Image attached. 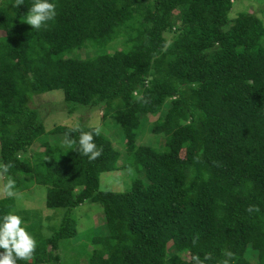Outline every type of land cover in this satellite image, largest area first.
Wrapping results in <instances>:
<instances>
[{
    "label": "trees",
    "instance_id": "obj_1",
    "mask_svg": "<svg viewBox=\"0 0 264 264\" xmlns=\"http://www.w3.org/2000/svg\"><path fill=\"white\" fill-rule=\"evenodd\" d=\"M236 1L51 0L55 18L34 30V0H0L3 185H41L45 208L64 210L44 223L5 192L0 215H20L36 240L17 264H264V0L231 18ZM48 93L61 100L38 104ZM52 112L79 122L50 129ZM99 112L96 135L84 120ZM146 121L153 141L141 146ZM76 128L93 132L96 159L46 139ZM120 169L130 188L101 191L100 175ZM86 202L104 228L62 257L78 231L70 212Z\"/></svg>",
    "mask_w": 264,
    "mask_h": 264
},
{
    "label": "rangeland",
    "instance_id": "obj_2",
    "mask_svg": "<svg viewBox=\"0 0 264 264\" xmlns=\"http://www.w3.org/2000/svg\"><path fill=\"white\" fill-rule=\"evenodd\" d=\"M258 0H239L236 1L233 4V7L231 9V12L229 13V16L231 18L235 17V14L239 12L241 9L249 8L248 11H252V8H257L258 6ZM79 56L81 58H84L87 55V51L81 50L79 52ZM51 94V96H40L37 100L38 104L46 106L47 103L50 101L58 102L61 99L52 94L57 93H48ZM56 113H49V117L47 119L50 120L48 123L49 128L53 127L54 125H59L62 123L71 124L74 125V123L78 124L80 115H76L77 117L74 119L71 117L68 118L66 115H60ZM101 113L98 114H87L85 117L86 125H93L97 127L102 126L104 123H102V117ZM152 118H150L151 120ZM48 128V129H49ZM50 128V129H51ZM111 131H109L108 136L113 142V147H115L116 150L122 151V147L118 145V140L121 138V132L118 127L112 126ZM47 136H43L42 139L46 138ZM50 138V139H49ZM152 136L148 132V126L147 121L146 124L143 126L142 131L139 133V136L137 137V143L141 146H147L150 145L153 140H151ZM46 139H49L50 142L56 143L57 145H64V140L62 138H51L48 136ZM35 147V146H34ZM33 150L39 151L42 150L40 147H35ZM119 164H122V160ZM124 167H121V169ZM117 170L114 172L109 173H102L100 175V190L101 191H110V192H125L127 189L130 188L131 182H130V176L128 175L127 171H121ZM5 197V191H4V185H3V176L0 173V199ZM16 199V208L18 210L22 209H29L39 212L42 220L44 223H46V218H50L52 224L57 225L59 222V219L52 220L54 216L60 217V214L62 212L64 213V210H57L61 213L55 214L52 212V210H48L45 208L44 202H45V187L37 184H30L28 187L21 188L16 192L15 195ZM101 207L98 204H91L89 202L84 203L81 206L75 207L71 210L70 214L75 219L76 227H77V235L75 238L71 239L69 242H64L61 244L60 247V255L62 257H71L76 258L79 257V247H84L86 243H88V239L90 240L91 237L100 236L96 234L98 230L104 228V221H103V215L101 213ZM34 214H37L34 212ZM249 243L251 244L252 248H258L260 246L259 237L257 234H253L249 236L248 239ZM85 249V248H84ZM190 250L187 249V252L184 253V255L187 257L188 252ZM87 252L89 250L87 249ZM65 262V260H64ZM85 259L84 257L79 259V264H84ZM66 263V262H65Z\"/></svg>",
    "mask_w": 264,
    "mask_h": 264
},
{
    "label": "clouds",
    "instance_id": "obj_3",
    "mask_svg": "<svg viewBox=\"0 0 264 264\" xmlns=\"http://www.w3.org/2000/svg\"><path fill=\"white\" fill-rule=\"evenodd\" d=\"M23 3V0H15L14 5ZM56 16V4L51 0H34L28 10L25 22L31 25L34 30L46 25V22L53 20ZM79 132L78 140L70 137L71 132ZM101 129H94L96 135L100 134ZM64 144L72 148L75 144L76 151L81 153L88 160H94L100 155V150L93 141V132L81 131L80 129H71L66 133ZM3 171H7V166H0ZM4 191L8 197H14L16 194V181L9 177L4 185ZM36 247L34 236L27 230L22 217L13 212H7L0 215V264H17L18 260H28L31 258ZM199 264V257H193Z\"/></svg>",
    "mask_w": 264,
    "mask_h": 264
}]
</instances>
